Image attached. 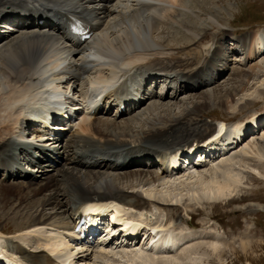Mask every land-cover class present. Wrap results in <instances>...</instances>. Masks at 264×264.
I'll return each mask as SVG.
<instances>
[{
	"label": "bare ground",
	"instance_id": "bare-ground-1",
	"mask_svg": "<svg viewBox=\"0 0 264 264\" xmlns=\"http://www.w3.org/2000/svg\"><path fill=\"white\" fill-rule=\"evenodd\" d=\"M189 1L193 0H0V23L3 20L14 21L27 17L31 12L39 16L32 19L27 17L29 20L24 27L15 33L0 31V251L4 245L11 247L30 264H92L93 259L109 260L123 251L134 252H130L133 254L129 253L130 256L126 252L129 258L125 257L128 259L125 264H195L200 256L207 255V245H210L212 254L219 258L225 255L220 244L214 242L191 247L194 241H205L199 236L201 232L208 233L203 231L208 226L199 228L174 214L169 217L167 214V217L156 222L149 214L150 204L152 203L154 211L166 212L164 202L180 203L185 196L195 206H202L205 202L206 205H211V202H232L236 198L234 193L244 178V171H236L233 166H240L242 163L246 169L247 161L264 163V141H255L243 148L249 138L260 136L264 132V112L256 113L250 119L238 120L233 125L220 124L221 133L227 131L228 141L215 142L211 147L218 155L214 152L209 155L207 153L184 171L179 168L182 160L176 161L170 170H166L164 152L200 142L215 130L216 125L202 121L203 113L212 109L204 106L205 103L196 104L193 109L186 108V112L183 110L184 113L173 118L168 114L171 110L169 105L162 118L154 119L159 122L158 127L152 125L148 130L146 128L147 131L142 130L143 133L133 132L134 126L131 125L132 121L141 122L138 120L140 118L134 116L137 114H133L137 106L133 109L130 104L119 112V107L115 105V117L112 116L111 119L103 116L109 114L112 105L109 108L99 106L93 114H85L79 123L73 124L74 128L70 131L72 138L64 145L59 136L48 149L46 146L49 144L41 148V143L26 141L30 134L33 136L41 131L40 128L34 129L37 121L35 118V121L28 119L29 112L42 101L41 89L45 94V89L52 84L56 86L55 83H60L59 88L64 89L65 94L72 95L74 92L83 97L86 96L83 89L85 86L115 84L122 78H133L135 73L131 72L134 70L140 72L139 75L145 71L143 73L150 83L156 79H152L153 77L163 71L171 74L177 72L172 78V81H178L173 95L169 92L163 99H176L178 95L218 84V78L227 74L225 72L230 67L228 65L221 70L222 66L216 63L224 52L220 42L228 36L227 33L224 32L208 50L194 51L187 47L185 50L177 49L170 42H159L155 38L161 29L177 22L180 24L177 29L181 36H186L187 44L199 42L198 31L189 23L195 14L185 11L188 4H192ZM181 14L186 19L179 21L177 17H182ZM71 17L88 19L93 27L89 40L84 43L82 40L78 41L70 32ZM176 40L173 39V43L179 44ZM236 41L241 42L242 46L247 44L251 47L247 53L249 60L258 50L264 55L263 32L259 31L249 38ZM185 44L184 42L182 45ZM210 54L212 56L208 60ZM224 61L230 64L228 58ZM262 65L261 69H264V60ZM66 79L69 80L66 87H63ZM206 79H210V83ZM161 83L169 84L166 80ZM216 93L218 97L219 92L214 94ZM146 97L144 94V102ZM155 97L159 95H150V99ZM204 98L209 100L213 97L212 94H207ZM223 102L219 106L222 107ZM129 115L132 118L127 119ZM219 120L228 123L227 120ZM139 126L142 129V125ZM261 137L264 139V135ZM240 146L242 151L238 152ZM236 149L239 154H232ZM67 153L68 156H65ZM27 155L31 156L28 167L32 169L25 168ZM223 156L226 158L222 160L223 167L205 174L206 168L220 161ZM237 158L241 161L234 165ZM157 159L162 167L159 171L152 170ZM204 161L206 162L203 163ZM254 171L253 169L252 172ZM111 172H119V175H108ZM177 177H180L179 180L172 183L171 180ZM258 179L264 181L261 176ZM155 182H160L161 187H173V184L179 183L185 192L175 199L150 192L146 193L149 199H145L137 191V188H144ZM124 184L128 191L125 186H119ZM107 200L120 203L115 204L116 211L122 215L120 220L135 223L140 229L147 228L146 233L140 234L141 237L143 235V243L139 246L145 248L142 251L148 250L147 255L151 256L139 255L137 251L140 248L137 250L133 245L124 246L118 242L105 244L98 247V250L91 251L89 244H75L65 236L62 229L71 228L68 215L72 220V213L78 205L84 201ZM171 206H175V209L180 207ZM251 208L254 212H264V206L259 204H252ZM153 215L156 216L155 213ZM62 219L65 222L60 223ZM9 221L14 223L16 236H25L24 239L21 238V243L25 246L29 245L32 236L43 238V232L53 235L54 230L58 232V241L44 238L42 242L32 246L31 251H27L25 247L10 240L11 237L6 233ZM107 228L110 232H116L111 230V225ZM135 232L136 230L126 234L131 236ZM214 237L207 236L211 239H215ZM216 240L220 241L218 238ZM122 241L125 242L124 239Z\"/></svg>",
	"mask_w": 264,
	"mask_h": 264
},
{
	"label": "rangeland",
	"instance_id": "rangeland-1",
	"mask_svg": "<svg viewBox=\"0 0 264 264\" xmlns=\"http://www.w3.org/2000/svg\"><path fill=\"white\" fill-rule=\"evenodd\" d=\"M193 1H189L192 2V4H188V9H185V11L188 13H193V15L195 14L194 17L196 18L191 17L190 22L188 20L187 22H189L190 25H192V28L194 27V29L198 31L199 33L198 38L200 39L199 42L187 44L188 41H186L187 40L186 36L184 35L181 36L180 31H178L177 29V27L180 25L177 22H175V24L173 23V25L172 24L168 25L169 31H168V26L163 28V30L161 29L160 32H158V34L155 35V38L159 42H163V43L170 42L171 45L172 46L175 45L174 47L177 49L182 48L185 50L187 48L188 49L193 48V51L195 49L208 50L213 46L214 43L217 42L219 38L222 37V34L225 32L227 33L228 36L221 42L226 50L222 53L220 60L217 59L216 63L222 66L220 68L221 70H223L225 67L230 65L228 72L226 75L222 77L221 80H219L220 84L218 83L215 85H210L205 88L196 90V92H190L187 94L178 95L179 97H177L176 99H163V97L165 96L162 93H159L160 98H156L154 100L148 101L139 110H137V112L135 113L137 115L134 116L140 118L138 120L139 122L140 121L141 122L140 123H136L137 121L131 122L132 127L134 126L133 132L138 131L139 133H143L146 130V128L148 130L149 128L152 127V125L158 127L157 124L159 122L155 120L160 119L165 115L167 106L169 105L171 106V110L170 112H168V114L170 118H173L176 115L180 116L181 113H184L183 110L186 112L187 111L186 108L193 109L194 108L193 106H195L196 104L204 105L205 103L204 106H210L212 109L211 110L207 109V111L203 113L204 116L202 117V121L204 123L206 122L209 124L211 123L214 124L215 120H219V119L227 120L229 124H232L237 122L238 120H246L247 118L250 119L256 113L261 114L262 112H264V69H261L263 66L262 64L264 60V55L261 51L258 50L249 60L247 58L248 56L247 53L249 52L250 46L247 45L246 48V46H242L241 42L232 40V39L241 40L243 38L244 39L249 38L259 31L264 33V0H193ZM185 11L183 13H186ZM181 16L182 17H177V20L181 21L186 17L182 14ZM193 21L194 23H191ZM205 35L206 38H204ZM173 39L175 40L177 39L176 41L177 42L179 41V44L173 43ZM184 42L186 44L182 45L184 44ZM175 53H177V51H175ZM225 58H228L230 60V64H227V62L224 61ZM209 81L211 80L206 79V82L210 83ZM165 86L167 85L161 83V89H159L158 91L163 92L164 90L163 88ZM233 88L234 89L237 88V91H234ZM215 92H219L218 93L219 98L217 97V93L214 94ZM149 93L150 91L147 92V94ZM228 93H232L233 95ZM171 94L173 95V93ZM207 94H212L213 98L209 100H205L204 97ZM221 96L223 97L221 98ZM220 102H223L222 107L219 106L221 104ZM200 109L202 110L203 107H200ZM158 110L160 111V113H158ZM130 118H132V116L128 117L127 119ZM142 121L145 122V124ZM146 121L150 122V124L147 123ZM122 122H125V120ZM137 124L142 125L141 126L142 129H140V126ZM262 128H264V125L262 126ZM259 135H260V131H259ZM263 135L264 132H262L260 136H257L255 138L254 137L249 138L247 142L244 143L243 148H245L247 145H250L255 141L262 143L264 139H262L261 136ZM240 147L241 149L238 148L239 149L238 152H240V150L242 151V146ZM238 152L236 149L235 151L232 152V154L233 153L237 154ZM225 159H226L225 156H223L222 158H220V161L218 160L217 163L208 166L209 169L208 167L206 168L205 174H207L208 171L213 172L218 168L223 167L224 161L222 162V160ZM239 161H241V159L237 158L234 161V165ZM247 162H248L247 163L248 168L246 169L243 167L242 163H240V166L239 165L233 166L234 169L236 168V171H238V169L244 171V178L242 179V184L240 185V187L241 186L242 187L241 188L239 187L240 189L238 188L237 191L234 193L236 195V198L232 202H228V203L212 204V203H221V202H211L210 203L211 205H209L208 203L206 205L205 202L204 205L202 206L199 205L195 206L193 205L194 202H190L187 196L183 197L182 198L183 200H181L180 203H175V204L174 202L171 203L168 201V199H175L177 196H180L181 193L185 192L184 187H180L182 186V184L179 183L173 184L174 185L173 187L171 185H165V186L162 185L163 187L162 188L160 182H155L150 184L151 186L147 185L149 188L147 186H145L144 188H140V187L137 188V191L140 194H143L142 197L145 199H149L146 193L149 194L150 192L151 193L154 192V194H160L168 198L167 199L168 203L165 202L163 203L166 204L165 205L166 206L165 209L167 210L166 212L154 211L155 209L151 207L152 203L150 204L149 214L156 222L158 220H162L165 217H167V214L168 217L169 215L171 216L172 214H174V216L176 215L177 217L180 216L183 217L184 221L198 225L199 228L204 229L208 226L207 229L203 230L204 232H208V233L201 232V234L203 235L201 236L200 234L199 236L200 239H204L205 241L203 242L201 241L199 243L194 241L191 244L192 245L191 247L195 246L196 244H206V243L214 242L220 244L221 251L223 249L225 255H223L222 258H219L216 254H212V250L209 248L210 245L208 246L206 244L208 247L206 245H204V247L206 246L205 248H207L206 249L207 255H208V251L211 250L209 252L210 255L207 256L206 254H203L202 256L204 257L200 256V259H197V261H195V264H264V212L261 210L254 212L252 210L253 207L251 208L252 204L253 205L259 204L260 206H264V181L258 179L261 176L264 180V163L263 162L255 163L251 161L250 162L247 161ZM250 168L252 169V171L253 169L255 171L252 172ZM256 168L258 169L257 171ZM255 172H257L260 176L257 175V173ZM118 173L119 172H111L108 173V175L109 174L119 175ZM82 174H84V171ZM187 177L185 179H187ZM179 178L180 177L172 179L171 180L172 183L173 181H178ZM188 178H191V176H189ZM155 185H157L158 188ZM119 186L121 188L125 186L126 188L125 190L128 191V187L125 184ZM174 195L176 196L174 197ZM7 197L9 196L7 195ZM171 205H180V207L178 206L179 208L175 209V206H171ZM48 211L46 212L51 213V210ZM154 213L156 216L153 215ZM187 213H190V215ZM2 217H6V216H2ZM59 222L63 223L65 222V220L62 219ZM13 225L14 223L12 221H9L6 224V228H7L6 233L9 234V236L11 237L10 240L14 241V243L16 244H19L21 243V238L23 237L24 239L25 236L22 237L19 235L16 236V234H14L15 227ZM52 234L53 235L43 232L42 235L43 238L51 239L53 242H57L58 240H56V236H58V232H53ZM209 235L211 237L215 236L214 237L215 239L207 238V236ZM216 238H218L220 241L216 240ZM135 248L137 250L139 248L141 249V250L139 249L141 252L139 250L137 251L139 255L144 254L146 256H151L150 254L147 255L148 250L146 249L147 251L145 252L144 247L137 246ZM143 248L144 250L142 251ZM124 252L125 251L120 252V254L122 255V253ZM126 252L124 253L125 256L123 255L121 256L118 252L119 255L118 254L115 255L113 258L109 260L107 258L98 259V260L94 259L93 262L96 263L92 262V264H118V263L125 264V262H127L128 260V259L126 260L125 257L127 256V258H129L130 252L134 254V252L128 251L127 252L129 255L128 256ZM137 253L135 252V254ZM211 254L213 256H211ZM186 264H192V262H187Z\"/></svg>",
	"mask_w": 264,
	"mask_h": 264
}]
</instances>
